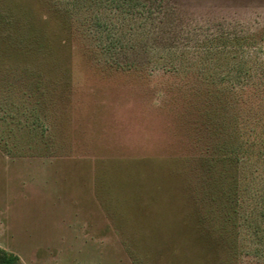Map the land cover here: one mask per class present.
<instances>
[{
  "label": "rangeland",
  "instance_id": "374dc122",
  "mask_svg": "<svg viewBox=\"0 0 264 264\" xmlns=\"http://www.w3.org/2000/svg\"><path fill=\"white\" fill-rule=\"evenodd\" d=\"M0 248L264 264V0H0Z\"/></svg>",
  "mask_w": 264,
  "mask_h": 264
},
{
  "label": "trees",
  "instance_id": "16d2710c",
  "mask_svg": "<svg viewBox=\"0 0 264 264\" xmlns=\"http://www.w3.org/2000/svg\"><path fill=\"white\" fill-rule=\"evenodd\" d=\"M0 264H18V257L0 248Z\"/></svg>",
  "mask_w": 264,
  "mask_h": 264
}]
</instances>
